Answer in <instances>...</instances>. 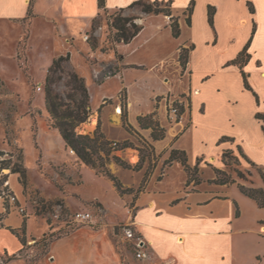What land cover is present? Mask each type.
<instances>
[{
  "label": "crops",
  "instance_id": "obj_1",
  "mask_svg": "<svg viewBox=\"0 0 264 264\" xmlns=\"http://www.w3.org/2000/svg\"><path fill=\"white\" fill-rule=\"evenodd\" d=\"M31 1L0 0V25L25 24L32 7L28 34L35 26L53 31L57 51L53 60L70 50L71 67L78 71L75 51L82 49L89 58L105 62L103 69L116 66L113 74L106 73L97 80V73L103 69L93 67V73L82 58L89 74H80L86 80L91 109L96 114L89 127L100 124L114 141L135 138L123 123L124 108L119 96L124 93L128 123L135 131L145 130L146 140L161 155L145 188L138 193L121 196L107 176L93 179L101 182L106 177L113 184V199L96 194L109 219H122L126 225L136 227L139 234L134 243L141 238L151 249L149 264H238L241 251L234 243L235 235H264V207L241 191L239 184L204 180L187 186L188 176L179 161H174L162 178L158 174L161 162L169 158L172 149L186 151L191 164L200 159L217 168L223 167L225 150H237L263 172L261 181H255L252 187L264 188V120L258 117L264 114V0H159L170 2L172 15L178 19L179 35H174L169 16L143 12V29L129 43H117L111 53L93 50L85 36L104 10L99 0ZM136 1L139 0H106L105 9H127ZM191 3L193 10L189 13ZM79 29L85 31L82 40L76 38ZM74 46L82 48L72 49ZM182 48L190 49L185 65L180 61ZM241 53L245 60L239 64L235 60ZM158 96H166V100L157 106L153 97ZM169 96L171 103L179 99L184 106L174 122L168 118ZM157 108L158 121L166 135L155 140L151 129H142L139 117ZM130 149L116 153L127 156ZM177 166L178 182L171 173ZM113 170L127 187H139L145 178L143 171L122 175L116 166ZM9 184L16 192L14 174ZM127 203L135 210L133 217L125 210ZM15 208L5 211L0 201V232H10L6 227L25 226L26 236L31 235L33 216H22ZM42 228L44 234L45 227ZM24 247L20 242L16 252L5 247L3 250L16 254ZM50 254V264H119L110 227L94 230L90 225H81L56 240Z\"/></svg>",
  "mask_w": 264,
  "mask_h": 264
},
{
  "label": "rangeland",
  "instance_id": "obj_2",
  "mask_svg": "<svg viewBox=\"0 0 264 264\" xmlns=\"http://www.w3.org/2000/svg\"><path fill=\"white\" fill-rule=\"evenodd\" d=\"M144 1L154 2L152 0ZM161 6L171 10L170 2L164 1ZM143 12L141 4H135L127 9H104L94 20L97 29H89L90 31L85 35L86 39L88 40L93 35L98 39L99 46L109 47L116 32L112 25L114 18L117 15L136 17L135 23L143 24ZM169 17L172 25L171 16ZM31 18L32 16L28 17L27 21ZM27 21L20 25L11 24V27L0 25V150L6 152L5 157L12 155L14 161L21 153L23 164L27 170L26 186L20 181L18 173H10L9 169H5L0 174V183H2L4 174H9L7 180L0 184L1 189L6 185L10 188V191L0 195V201L3 203L5 211L10 210L12 206L24 207V212L17 208L15 210L22 216H33L31 231L36 236H32V234L26 236L27 243L18 253L5 254L4 247L11 252H16L20 247V242L12 233L0 232V264H50L52 244L81 225H90L94 230L110 227V237L119 258V264H149L150 258L140 259L136 256L134 240L137 235L135 238L128 236L127 229L132 228L136 232V227L132 224L126 225V221L122 219L115 222L110 220L103 202L97 196H103L109 200L116 196L111 181L103 177L101 182H96L95 180L100 179L102 174L86 165L74 150L71 152L72 149L66 146L59 131L50 127L49 113L46 108L45 80L53 62V56L57 54L54 40L51 37L53 31L48 27L35 26L29 36ZM84 34L85 31L79 29L76 38L82 40ZM112 50L109 52L111 53ZM68 52L71 51L66 50L63 55ZM82 58L90 65L91 70L93 69V73H96L93 67L103 69L102 66L105 62L89 58L87 52L81 49V52L75 51V66L79 68L78 71H75L79 74H89ZM115 68L116 66L104 68L101 70L102 72L97 73L95 79L101 80L106 73L113 74ZM73 70L70 60H68L63 63V71L54 74L53 88L63 96L71 92L68 73ZM165 97H153V102L158 106L165 102ZM170 99L169 96V102ZM119 100L124 108L127 100L121 96H119ZM177 101L179 99L168 103L170 122H174L171 107L174 104L177 105ZM118 112H121V109ZM155 113V119H158V108ZM95 115L91 111L88 119L77 128L78 132L92 134L98 128L89 127ZM123 123L125 128L135 135V138L121 141H126L131 148L128 150L127 156H122V158L132 167L138 165V168H128L115 161H112L109 167L118 177L119 174L113 170L115 166L121 170L122 175L143 171L145 178L139 187L145 188V182L160 163L161 155L158 156L153 144L146 140L145 130H143L144 132L135 131L128 123L124 110ZM100 129L105 134L101 125ZM142 129H151L152 136L151 127H142ZM169 158L161 162L158 178H162L166 169L174 163V161L169 162ZM189 164L197 165L202 181L207 180L210 183L218 180V184H242L252 187L255 181H261L260 178L263 174L237 150H234L226 162L223 161L222 168L214 167L205 163L204 160H199L196 164ZM177 167L171 170L172 176L177 177L176 182L180 178L179 166ZM216 169H219V172ZM185 172L187 173L186 169ZM11 174H14L15 185L18 187L16 192L11 189L9 184ZM210 174L212 177H209ZM221 179H227L228 182H220ZM139 187L132 188L137 190ZM13 195L17 197L16 203L11 201ZM95 209H98V212ZM79 210L92 212L97 222L78 223L74 221L72 215ZM125 210L133 217L135 210L129 203L126 204ZM43 226L45 227L44 234L41 233ZM234 243L241 251L238 254L241 261L239 259L236 261L238 264H264V235L239 232L235 235Z\"/></svg>",
  "mask_w": 264,
  "mask_h": 264
},
{
  "label": "trees",
  "instance_id": "obj_3",
  "mask_svg": "<svg viewBox=\"0 0 264 264\" xmlns=\"http://www.w3.org/2000/svg\"><path fill=\"white\" fill-rule=\"evenodd\" d=\"M33 0L31 1V3ZM106 0H99L100 8L105 9ZM161 1L155 0L153 3H148L144 0H139L134 2L131 6L135 4H141L142 10L146 13L160 14L171 16L172 29L175 36L180 33L178 19L172 15L170 8H164L161 6ZM251 9L252 6H251ZM189 13L193 10V3L188 8ZM214 8L211 7L209 10L210 20H213ZM33 16L32 7L29 8L28 17ZM136 17L130 16H120L117 15L113 21V27L116 29L115 36L109 47H101L98 44V39L95 36H90L88 38V43L93 50L101 48L102 52H109L115 49L117 43H129L139 32L143 29V24L135 23ZM93 30H96L95 21L92 26ZM189 48H182L180 53V59L183 65L186 64L189 56ZM70 60V53L66 55H61L55 58L48 69V73L45 80V92H46V108L49 113V125L52 129H57L61 134L66 146L70 147L76 152L78 157L88 166L97 170L99 174L107 176L111 179L121 196L125 194H131L135 192H140L142 186L135 190L132 187H126L121 179L112 172L109 164L115 161L128 168H138V165L132 167L131 164L126 163L121 156H119L116 151L129 147L128 143L120 142L118 146H113L114 140H110L101 131L100 124L98 128L92 134H84L78 132L77 128L85 122L90 113L91 109V96L86 84V80L77 71L73 70L68 73L69 75V86L71 92L67 93L66 96L61 95L54 90L53 84L55 82L54 74L63 71V63ZM245 60V54L241 55L235 60V62L242 64ZM121 97L125 98L124 93ZM126 99V98H125ZM180 107V114L183 112L184 106L177 103ZM155 112L146 116L139 117V121L142 127L152 128V137L155 140L162 139L166 135V130L161 127L158 119H155ZM124 115L126 119V109L124 105ZM259 118L264 120V114H258ZM234 153L233 150H225L222 155V159L226 162L231 154ZM241 153V151H240ZM6 152L0 150V174L3 173L5 169H9L10 173H18L20 181L26 186L27 184V170L22 161V154L18 155L16 161H14L12 155L10 157H5ZM242 154V153H241ZM179 161L184 165L187 173L188 180L187 186L194 183L195 185L202 182V178L198 174L199 169L197 165L191 166L189 164V159L186 151L179 149H172L169 162ZM200 160V159H199ZM198 160V161H199ZM219 172V169H216ZM9 174H4L2 183L7 180ZM220 182L226 183L227 179H221ZM0 183V184H2ZM215 183H219L215 180ZM239 188L248 196L257 200L261 207H264V188L259 187H247L245 185L239 184ZM6 191H10L8 185L1 189L0 195H3ZM239 212H237L238 214ZM4 227V225H1ZM11 233H13L21 242L23 246L26 245V227L12 228L6 227ZM135 237L138 236V231L135 229ZM5 254H8L5 252Z\"/></svg>",
  "mask_w": 264,
  "mask_h": 264
},
{
  "label": "built area",
  "instance_id": "obj_4",
  "mask_svg": "<svg viewBox=\"0 0 264 264\" xmlns=\"http://www.w3.org/2000/svg\"><path fill=\"white\" fill-rule=\"evenodd\" d=\"M178 103L181 104L180 101H177ZM171 115L174 121H177L180 117V108L179 105L174 104V106L171 107ZM119 141H114L113 146H118ZM73 152V150H71ZM11 201L12 203H16L17 197L15 195L11 196ZM17 209L21 212H24V207L22 206H16ZM72 218L74 221L78 223H94L97 222L96 217L94 216L93 213L90 211H84V210H79L76 211L73 215ZM128 236L131 238H135V232L132 230V228L127 229ZM136 256L140 259H149L151 257V249L147 246L146 243L143 242L141 238H137L136 241Z\"/></svg>",
  "mask_w": 264,
  "mask_h": 264
},
{
  "label": "bare ground",
  "instance_id": "obj_5",
  "mask_svg": "<svg viewBox=\"0 0 264 264\" xmlns=\"http://www.w3.org/2000/svg\"><path fill=\"white\" fill-rule=\"evenodd\" d=\"M93 125V124H92Z\"/></svg>",
  "mask_w": 264,
  "mask_h": 264
}]
</instances>
